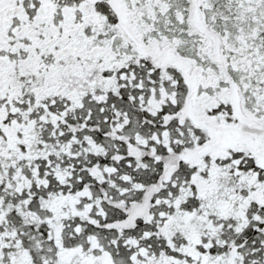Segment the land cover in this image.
<instances>
[{
    "label": "snow or ice",
    "instance_id": "1",
    "mask_svg": "<svg viewBox=\"0 0 264 264\" xmlns=\"http://www.w3.org/2000/svg\"><path fill=\"white\" fill-rule=\"evenodd\" d=\"M0 264H264V0H0Z\"/></svg>",
    "mask_w": 264,
    "mask_h": 264
}]
</instances>
